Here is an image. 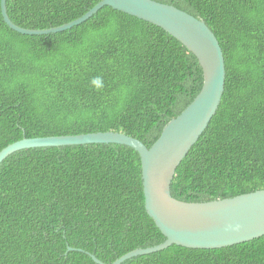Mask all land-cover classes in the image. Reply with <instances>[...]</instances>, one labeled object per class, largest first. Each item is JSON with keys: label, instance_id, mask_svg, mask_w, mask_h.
I'll list each match as a JSON object with an SVG mask.
<instances>
[{"label": "trees", "instance_id": "1", "mask_svg": "<svg viewBox=\"0 0 264 264\" xmlns=\"http://www.w3.org/2000/svg\"><path fill=\"white\" fill-rule=\"evenodd\" d=\"M100 0H6L29 29ZM203 19L224 92L171 183L184 201L264 189V0H157ZM202 87L196 57L162 28L110 6L69 29L22 34L0 8V151L24 137L117 131L150 147ZM139 153L119 143L20 149L0 163V264H111L165 236L144 207ZM75 250L67 251V247ZM122 264H264V235L215 249L171 245Z\"/></svg>", "mask_w": 264, "mask_h": 264}, {"label": "water", "instance_id": "2", "mask_svg": "<svg viewBox=\"0 0 264 264\" xmlns=\"http://www.w3.org/2000/svg\"><path fill=\"white\" fill-rule=\"evenodd\" d=\"M110 6L162 28L180 41L197 59L202 71V87L194 99L164 127L147 147L139 139L117 131L72 135L24 137L0 151V163L13 152L33 147L119 143L140 155L144 207L165 236L162 243L129 251L111 264H122L136 256L179 245L215 249L243 243L264 235V189L208 201H184L172 195L176 168L196 143L215 115L225 86L226 69L222 48L203 19L157 0H100L80 17L47 29L23 28L11 21L6 0H0L3 20L22 34H48L78 25L102 7ZM75 250L67 247V251ZM97 264H106L90 254Z\"/></svg>", "mask_w": 264, "mask_h": 264}]
</instances>
